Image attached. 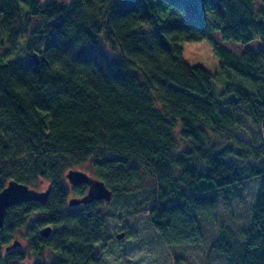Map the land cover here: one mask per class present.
<instances>
[{"label":"trees","instance_id":"trees-1","mask_svg":"<svg viewBox=\"0 0 264 264\" xmlns=\"http://www.w3.org/2000/svg\"><path fill=\"white\" fill-rule=\"evenodd\" d=\"M214 31L260 44L236 54L211 42L218 93L182 56L183 42ZM22 33L27 54L7 56ZM0 47V189L10 179L50 187L46 201L6 209L0 246L21 228L27 243L0 251V264L27 253L31 264H100L113 236L102 201L72 207L67 194L87 185L63 184L84 163L111 195L142 191L122 229L142 224L146 206L164 245L200 241L199 218L258 178L249 225L239 235L221 225L209 251L223 264H264V0H0Z\"/></svg>","mask_w":264,"mask_h":264},{"label":"rangeland","instance_id":"rangeland-1","mask_svg":"<svg viewBox=\"0 0 264 264\" xmlns=\"http://www.w3.org/2000/svg\"><path fill=\"white\" fill-rule=\"evenodd\" d=\"M156 5V3H155ZM21 34L15 50L9 52L6 55L10 57L21 58L27 54L25 37ZM5 39V37H4ZM212 41L223 44L226 48L236 54H241L245 50H259L260 44L258 40H252L247 43H238L233 41H223L220 38L218 31L211 32L207 37L199 41L183 42L182 43V56L183 59L191 65H201L206 68L212 74V85L216 93L224 86V78L218 71V58L212 51ZM30 53V52H29ZM2 49L0 47V55ZM260 129V128H259ZM238 135L248 140V135L245 131H238ZM184 147L183 142L178 143V149ZM72 169L86 172L89 176L94 177L89 171L87 163L74 166ZM258 178H251L244 181L238 191L229 196L227 201L221 199L218 200L217 208L207 216H201L198 220L200 227V241L195 243H180L173 245H164L156 241L155 232L151 229L150 225L146 222V215L148 210L143 207L139 208L138 217L144 222L135 226L130 234L126 233V230L122 229L125 218V205L129 202L131 204L137 203L138 198L142 196V191L138 192V196L132 200L130 196H115L111 195L109 200H98L101 202V207L108 218V223L112 231L113 236H110L105 247L97 251L100 255V264H223V257L216 252L209 251L211 242L216 238L219 227L222 225L239 235L240 229L247 227L250 221V215L255 197L258 192ZM63 184L67 187L73 185L70 184L68 179L64 177ZM33 188L42 191L49 187L46 179H38L32 185ZM50 188V187H49ZM88 186L84 190L83 194L79 196L73 195V193L67 194L66 202L69 198L79 197L81 198L87 193ZM94 201V200H93ZM92 202V201H91ZM88 202V203H91ZM79 203L71 205L77 208H83ZM146 205H149L147 202ZM66 209V206L63 207ZM72 209V208H71ZM76 210V209H72ZM120 215V217H117ZM39 216L35 213L33 217ZM31 217L30 219H32ZM129 220V219H128ZM130 221V220H129ZM130 223H133L130 221ZM24 228H21L22 235L24 234ZM123 232L121 238H117L116 234ZM21 234L17 235L13 240L17 239L20 244L17 245L19 250L26 251V241ZM0 246V251L4 252L5 247L10 245ZM27 253V252H26ZM47 253L43 258L48 260ZM27 258L24 264H31L37 257L35 254H26ZM179 259L177 263L175 260Z\"/></svg>","mask_w":264,"mask_h":264},{"label":"water","instance_id":"water-1","mask_svg":"<svg viewBox=\"0 0 264 264\" xmlns=\"http://www.w3.org/2000/svg\"><path fill=\"white\" fill-rule=\"evenodd\" d=\"M65 177L68 179L71 185L76 186L81 183H84L88 186L87 193L79 197H72L68 200L69 205H74L77 203H88L95 199L109 200L112 194V191L104 184L103 181L89 176L86 172L70 169L65 173ZM49 194V187L39 191L35 188L29 187L27 184L19 182L15 179H10L7 183L0 189V227L3 224V219L5 211L8 207L28 201H38L44 202L47 200ZM51 232V226H44L39 230V233L47 237ZM123 232L117 233L116 237L121 238ZM20 242L15 239L13 242L5 247V250L9 248H14L19 245Z\"/></svg>","mask_w":264,"mask_h":264},{"label":"flooded vegetation","instance_id":"flooded-vegetation-1","mask_svg":"<svg viewBox=\"0 0 264 264\" xmlns=\"http://www.w3.org/2000/svg\"><path fill=\"white\" fill-rule=\"evenodd\" d=\"M77 206H79V203H77ZM42 228H43V227H42ZM52 230H53V229L51 228V232H50V234L52 233ZM39 234H40V233H39ZM50 234H49V235H50ZM41 236H42V235H41Z\"/></svg>","mask_w":264,"mask_h":264}]
</instances>
